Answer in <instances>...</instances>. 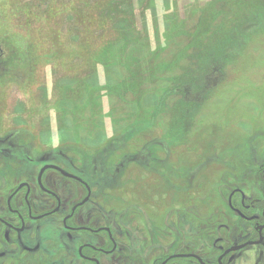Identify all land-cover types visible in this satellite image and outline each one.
<instances>
[{"label": "flooded vegetation", "instance_id": "1", "mask_svg": "<svg viewBox=\"0 0 264 264\" xmlns=\"http://www.w3.org/2000/svg\"><path fill=\"white\" fill-rule=\"evenodd\" d=\"M230 10L227 36L208 43L219 50L173 80L177 115L162 100L153 141L94 131L77 153L22 125L35 124L30 102L0 99V264H264V50L243 71L247 43L264 45V4L242 23ZM20 62L1 37L0 81H20Z\"/></svg>", "mask_w": 264, "mask_h": 264}, {"label": "rangeland", "instance_id": "2", "mask_svg": "<svg viewBox=\"0 0 264 264\" xmlns=\"http://www.w3.org/2000/svg\"><path fill=\"white\" fill-rule=\"evenodd\" d=\"M257 4L264 0H0V39L8 52L19 54L25 77L0 81L2 105L10 110L30 102L24 107L31 105L35 124L21 119L22 125L51 133L52 143H68L77 153L78 142L92 143L96 132L102 141L116 132H134L132 142L142 143V134L153 141L163 126L162 100H167L164 118L177 115L171 104L176 94L169 91L175 77L202 68L194 56L217 52L208 43L227 36L226 9L230 15L239 9L235 20L242 17L236 22L242 23ZM261 37L264 43L263 32ZM259 45L250 40L245 46L244 72L261 65L256 52L263 56L264 45ZM242 78L244 84L261 83L258 77ZM15 86L19 89L12 91ZM27 111L22 108L21 117L30 116ZM59 132L69 139L58 138ZM40 138L38 143L46 141Z\"/></svg>", "mask_w": 264, "mask_h": 264}]
</instances>
